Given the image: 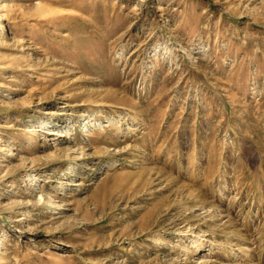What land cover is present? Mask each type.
<instances>
[{"label": "rangeland", "instance_id": "obj_1", "mask_svg": "<svg viewBox=\"0 0 264 264\" xmlns=\"http://www.w3.org/2000/svg\"><path fill=\"white\" fill-rule=\"evenodd\" d=\"M0 264H264V0H0Z\"/></svg>", "mask_w": 264, "mask_h": 264}]
</instances>
